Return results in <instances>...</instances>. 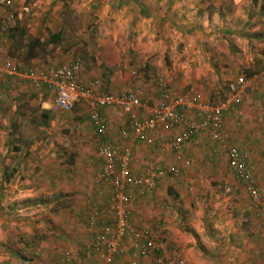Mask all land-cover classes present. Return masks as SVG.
<instances>
[{
	"label": "crops",
	"instance_id": "0c3cea01",
	"mask_svg": "<svg viewBox=\"0 0 264 264\" xmlns=\"http://www.w3.org/2000/svg\"><path fill=\"white\" fill-rule=\"evenodd\" d=\"M182 5L188 11H201L203 8L214 13H227V6H230L235 13L246 12L254 16L253 13L258 12V16L261 15V19L256 21H253L249 14H244L241 19L221 22L220 36L214 32L216 29H207V23L197 27L188 25L187 29H184L187 32L185 67L190 68L191 64L195 66L192 53L202 52L207 59L209 53L202 41L208 35L210 39L216 38L217 47L221 43L224 53L217 54V60L221 62H217V68H210L208 75L196 69V79H193V82H190L188 75L182 76L181 81L188 86L186 92L189 97L205 103L223 100L234 91L240 79L248 81L241 104L234 112L226 114L222 132L228 143L246 155L258 185L264 187V0H182ZM195 32L197 36H193ZM14 37L15 35L6 43V59L16 64L20 71L30 69V59L15 55L11 51ZM239 55L245 60V64H237ZM93 56V63L97 67L92 72L85 71L84 81L91 83L99 80L100 87L97 90L106 94H121L142 85L149 95V102L148 106L137 109L136 113L141 120L148 117L150 107L158 101L154 90L156 76L148 78L138 75L133 79L131 73L135 70H131L130 75L122 74L120 70L114 71L122 65L128 67L127 62L123 64L118 55L105 57L95 53ZM213 75L216 81L210 85L208 77ZM201 76H204V79H201ZM164 81L176 94L173 85L165 79ZM53 97L54 92L51 89L46 86L35 88L24 77L0 76V264H63L62 253L67 249L63 250L62 247L83 251L93 239V230L87 227L83 215L90 210L92 202L99 199V196L96 194L95 199L86 200L83 197L84 194L87 197L92 190V176L97 175L95 165H98L100 173L102 159L96 151L103 137L96 132L89 118L88 103L77 105L76 109L70 112L72 127L77 131H88V135H84L91 150L85 149L82 146L84 143L79 144L71 154L69 152L65 159L63 158L64 163L60 164L54 155L56 150L53 141L63 138L59 128L64 123L59 121V118L66 116L67 112L57 111L56 115L50 113ZM101 114L108 122L106 137L113 146L118 150L127 145L134 147L135 158L131 165L134 174L142 176L144 165L151 163L165 170L177 166L181 169L180 177L185 179L191 171V160L195 156H217L222 151L206 135L195 136L180 153L167 150L165 142L182 132L179 127L172 131L156 130L153 137L158 143L156 147L150 148L132 137H122L123 132L130 133L132 128L127 116L119 109L104 108ZM188 116L200 118L195 111L189 112ZM50 123L53 132L48 131ZM66 158L68 161H65ZM224 159L227 162V158ZM77 162L80 163L77 165ZM207 168L216 173L223 170L220 165ZM227 169L229 170L228 165L225 171ZM171 177L167 175L160 178L154 190L143 195H140L139 189H128L131 194H137L130 207L132 223L147 228L153 236L163 238L166 254L180 253V260L184 264H206L205 260L212 261L213 264H256L255 261L261 252H264V241L258 246L259 243L254 244L249 239L250 233L241 228L242 224L239 221L237 224L234 222L237 220L234 215V220L228 221L226 214L229 210L226 211L225 207L234 203L232 199H214L218 211L213 213L208 212L204 206L203 211L200 210L196 215L199 220H193L195 229H191L189 233H180L173 227L166 214L175 215V224L179 228L180 221L185 218L184 212L188 209L186 206L182 212L180 203H177L180 199L166 196ZM219 177L221 179L220 175ZM96 179L94 189H102L104 197L101 202L108 204L112 184L101 180L99 174ZM3 188L5 194L1 192ZM162 194L169 198L163 199V196H160ZM156 195L159 197L153 199ZM244 201L246 202V199ZM182 203L190 205L187 199H182ZM245 206L248 210L249 203H245ZM105 218L112 225V217L106 215ZM212 223L216 224L217 231L210 228ZM259 239H264L263 231ZM205 251H216L217 256L208 259ZM26 252L29 254L24 255ZM119 260L123 264H130L132 260L137 264H154L149 259L140 258L137 248L129 242L124 243ZM80 264H100V260L84 259ZM261 264H264V261Z\"/></svg>",
	"mask_w": 264,
	"mask_h": 264
},
{
	"label": "rangeland",
	"instance_id": "374dc122",
	"mask_svg": "<svg viewBox=\"0 0 264 264\" xmlns=\"http://www.w3.org/2000/svg\"><path fill=\"white\" fill-rule=\"evenodd\" d=\"M11 2L12 11L17 20L11 51L15 55L28 58V56H31L30 43L32 41H38L39 43L38 48L32 53L33 57L28 58L30 59L29 61H32L28 68H45L78 60L83 63L86 72H92L97 67L93 63V55L95 53L98 55L99 53L103 54L105 57L118 55L123 64L127 62L126 65L128 67L122 65L120 69L114 70L115 72L120 70L122 74L127 73L130 75V71L135 70L142 77L144 75V77L148 78L153 76L161 77L170 82L171 86L173 85L175 88L173 91L179 93L176 94L180 96L187 95L186 91L188 88L187 85L182 83V76L188 75L190 82H193V79H196V69H200L201 73L208 75L210 68L218 67L217 54L221 55L224 53L221 50V43L217 47L216 38L210 39L207 34L208 36L202 42L209 56L205 59V55L202 52L192 53L191 57L194 58L195 66L193 67V64H191L190 68L185 67V57H187V50H185L187 44L185 36L187 35L185 34L187 32L184 29H187L188 25H196L197 27V25L207 23V29L213 31L216 29L214 32L220 36L222 34V29H219L222 25L221 22L228 23L231 19H241L244 14H249L253 21L261 19V15L258 16V12H254V16L246 12L235 13L233 7L231 9L230 6H227V13H214L213 11H205L203 8L201 11H188L182 5V0H174L173 3L171 0H11ZM140 5L148 11V17L140 14ZM60 30L63 33L62 42L57 45L50 44L48 42L49 36ZM193 36H197V32ZM198 60L200 61L199 64ZM236 62L239 65L241 63L245 64V60L240 55ZM226 64H228V61H226ZM201 79H204V76H201ZM201 79H198L199 83ZM208 80L211 85L215 83L216 78L213 75L209 76ZM140 86V88H143L142 85ZM145 94L149 97L146 90ZM85 108H83V111ZM50 113L52 115L57 114L53 111ZM59 121L64 123L59 128L63 138H58L53 142L56 150L54 155L60 164L64 163L67 154L69 152L71 154L79 144L84 143L82 146L87 150H91V146L86 143L88 140L85 138L88 135V131H77L76 128L72 127L70 112H67L66 116H61ZM51 126L52 124L50 123L49 132H53ZM85 133L86 135H84ZM63 152L65 153L64 155ZM224 157L225 155L222 152L217 156H210L209 154L195 156L191 160V171L188 172L185 179L171 177L170 185L167 186L168 193L165 195L171 197V199H180L177 203H180L182 212L185 211L184 207L187 206L188 214L184 212L185 218L180 221V227L183 228H178L175 224L177 220H175L174 214L169 213L166 216L172 221L173 227L179 230L180 233H189L191 229H195L193 220L195 218L199 220L196 215L200 210L203 211L204 206H206L208 212L213 213L218 211L216 205H214V199H232L234 203L225 207L226 211L229 210L226 214L228 221L229 219L234 220V215L237 218L234 222L237 224L239 221L242 224L241 228L250 233L249 239L254 244L259 243L257 244L258 246L264 241V239L259 241L261 232H264V219L258 216L253 209L243 185L236 180L232 172L228 169L225 171L227 162ZM65 161H68L67 158ZM79 163L77 162V165ZM95 163L98 164L96 161ZM214 165H220L223 170L219 173L207 170V167ZM97 166L95 165L97 175L92 176V190L87 196L89 198L84 194L85 197L83 199L85 200L95 199L96 197L94 186L97 183L96 178L99 174ZM214 168L216 169V167ZM219 175L221 179H219ZM86 179L90 180L87 177ZM71 185H73L72 182ZM261 188L264 189V187ZM3 189L1 192L5 194V188ZM165 195L162 194L160 196H163V199H168L169 197ZM102 197H104V193L99 196L101 201ZM157 197L159 195H156L153 199ZM182 199H187L190 205L189 203H182ZM244 199H246V202ZM245 203H249L248 210ZM165 210L164 208L163 212ZM251 212L252 216H250ZM213 224H211L210 228L213 231H217L216 224H214V227ZM255 230L258 232L255 233ZM62 249L75 250L66 246L62 247ZM205 253L208 259H213V257L217 256L216 251H205ZM26 254L29 253L26 252L24 255ZM172 255L177 257V259H181L182 256L180 253H172ZM220 255H222V252ZM24 257L26 258V256ZM262 261H264V252H261L255 262L256 264H261ZM205 263L213 264L209 260H205Z\"/></svg>",
	"mask_w": 264,
	"mask_h": 264
},
{
	"label": "built area",
	"instance_id": "2783aa9c",
	"mask_svg": "<svg viewBox=\"0 0 264 264\" xmlns=\"http://www.w3.org/2000/svg\"><path fill=\"white\" fill-rule=\"evenodd\" d=\"M17 27L12 11L11 0H0V76H20L31 82L35 88L48 87L54 92L51 110L54 112H71L77 105L87 102L89 118L96 132L103 137L98 147V155L102 159L99 178L112 184V192L108 204L100 199L92 202L90 210L83 218L87 227L93 230V239L83 251L67 249L62 253L63 264H80L84 259H98L100 264H123L119 257L125 242L137 248L140 258L149 259L154 264H184L180 259L166 254L165 240L153 236L147 228L132 223L130 207L136 195L128 189H139L140 195L154 190L157 181L164 176L177 179L181 169L172 166L165 169L146 163L142 176L134 174L131 165L134 161V147L125 146L118 150L106 137L108 122L102 117L101 110L115 107L124 113L131 123V132H123L122 137L133 138L150 148L157 145L153 137L156 130H176L182 132L165 142L167 150L180 153L191 140L198 135H206L222 151L226 150L228 166L234 176L244 185L251 205L264 218V189L246 163V155L225 139L222 127L227 113L234 112L241 104L248 87V81L240 79L237 88L223 100L205 103L188 95H174L163 78L155 77L154 90L158 101L152 107L148 117L139 119L136 110L148 106L149 97L145 90L134 87L121 94H106L100 90V81L91 83L84 81L85 69L80 62L73 61L44 69L30 68L20 71L16 64L6 59V43ZM136 71L131 77L136 79ZM195 111L200 117L192 118L188 113ZM95 193L101 196L102 189L96 188ZM112 217V225L106 220ZM110 218H108L109 221ZM130 264H137L132 260Z\"/></svg>",
	"mask_w": 264,
	"mask_h": 264
},
{
	"label": "trees",
	"instance_id": "16d2710c",
	"mask_svg": "<svg viewBox=\"0 0 264 264\" xmlns=\"http://www.w3.org/2000/svg\"><path fill=\"white\" fill-rule=\"evenodd\" d=\"M139 10H140V14L142 15V16H146V17H148L149 16V13H148V11L143 7V6H141L140 5V8H139ZM16 18V17H15ZM17 21V20H16ZM17 28V27H16ZM16 32V29L14 30V32L9 36V39H11V37H13V35H14V33ZM62 31L60 30V31H58L57 33H54V34H51L50 36H49V40H48V42L50 43V44H52V45H57V44H59V43H61L62 42ZM38 46H39V43H38V41H32L31 43H30V50H31V56H28V58L30 57H33V51L36 49V48H38ZM236 88H237V86L233 89V90H236ZM75 109V108H74ZM73 109V110H74ZM230 144V143H229ZM231 145V144H230ZM238 149V148H237ZM239 150V149H238ZM240 151V150H239ZM224 155H225V157L227 158V165H228V157H227V152H226V150H224V151H221ZM241 152V151H240ZM242 153V152H241ZM246 163H247V165H248V162H247V157H246ZM249 166V165H248ZM228 168H229V166H228ZM229 170H230V168H229ZM231 171V170H230ZM232 172V171H231ZM233 173V172H232ZM234 175V174H233ZM235 177V176H234ZM236 178V177H235ZM236 180L238 181V179L236 178ZM239 182V181H238ZM239 183H241V182H239ZM242 184V183H241ZM243 185V184H242ZM243 187H244V185H243ZM245 189V188H244ZM250 200V199H249ZM251 203V202H250ZM254 209V208H253ZM258 213V212H257ZM258 216H261L262 217V215H260L259 213H258ZM262 219H264L263 217H262Z\"/></svg>",
	"mask_w": 264,
	"mask_h": 264
}]
</instances>
